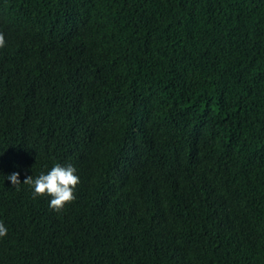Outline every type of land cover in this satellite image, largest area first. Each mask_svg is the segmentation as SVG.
Listing matches in <instances>:
<instances>
[{
    "label": "trees",
    "instance_id": "1",
    "mask_svg": "<svg viewBox=\"0 0 264 264\" xmlns=\"http://www.w3.org/2000/svg\"><path fill=\"white\" fill-rule=\"evenodd\" d=\"M0 33V264H264V0H0ZM56 164L61 212L23 183Z\"/></svg>",
    "mask_w": 264,
    "mask_h": 264
},
{
    "label": "clouds",
    "instance_id": "2",
    "mask_svg": "<svg viewBox=\"0 0 264 264\" xmlns=\"http://www.w3.org/2000/svg\"><path fill=\"white\" fill-rule=\"evenodd\" d=\"M5 45L3 33H0V47ZM20 173L13 172L7 176L13 186L21 184ZM79 177L75 174V168L71 165L62 166L56 164L47 174H40L33 179L32 175L27 176L23 183L32 185L34 188L33 196L51 197L49 207L56 212H61L66 204L75 200V188L79 184ZM7 234V229L0 222V237Z\"/></svg>",
    "mask_w": 264,
    "mask_h": 264
}]
</instances>
